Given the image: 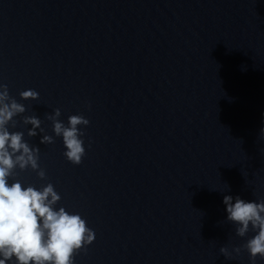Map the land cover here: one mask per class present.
<instances>
[{
	"label": "clouds",
	"instance_id": "1",
	"mask_svg": "<svg viewBox=\"0 0 264 264\" xmlns=\"http://www.w3.org/2000/svg\"><path fill=\"white\" fill-rule=\"evenodd\" d=\"M24 100H37L35 90L20 92ZM26 111L25 106L9 95L6 84H0V264H74V256L93 243L95 233L87 227L86 220L79 214H70L64 207L56 210L54 206L61 196L54 186L48 183L41 189L34 186L24 187L19 181L9 183L14 170L30 167L44 179L46 173L39 166L38 147L30 146L24 140L23 132H10L7 127L13 118ZM60 109L47 118L52 121L56 137H62L66 148L65 157L74 165H79L85 156L84 135L78 126H87L89 120L82 115H71L68 125L60 121ZM25 125H31L28 136L41 133V120L36 116H25ZM264 134V129H261ZM40 143H54L53 136L42 135ZM227 220L236 227V235L245 237L251 229L255 235L241 247L254 261L257 256L264 259V199L247 202L239 196L223 197ZM241 247L233 251L241 252ZM221 254L231 258L227 247L220 248Z\"/></svg>",
	"mask_w": 264,
	"mask_h": 264
}]
</instances>
